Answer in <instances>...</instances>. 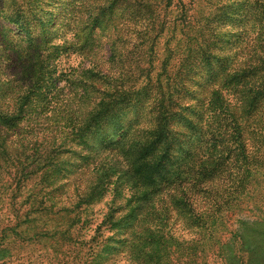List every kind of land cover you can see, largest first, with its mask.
I'll list each match as a JSON object with an SVG mask.
<instances>
[{
    "label": "rangeland",
    "instance_id": "374dc122",
    "mask_svg": "<svg viewBox=\"0 0 264 264\" xmlns=\"http://www.w3.org/2000/svg\"><path fill=\"white\" fill-rule=\"evenodd\" d=\"M96 5L97 0H0L1 115L40 117L34 126H28L29 132H13L5 127L0 130V157H10L16 164L0 166L1 179L27 183L16 198V184L0 187V264H156L155 258L144 256L157 241L172 242L170 261L175 264H189L188 251L196 242L205 247L215 244L214 249H220L215 262L225 255L232 263L235 254V263L244 260L245 264H264V151L255 146L260 166L258 179H251L248 188H241L245 191L238 189L249 179L226 176L201 182L199 175L189 177V167L183 163L189 159L197 136L190 129L191 121L185 122L183 128L181 120L188 116L196 121L199 97L221 77L223 67L231 65L237 51L232 44L248 26L243 8L233 6L225 11L221 33L210 46L212 60L202 63L197 57L190 65L185 79L186 97L171 125L182 138L174 140L170 155L166 145L162 147L161 156L149 167L140 165L143 162L133 141L137 128L152 127L155 121L147 112V103L136 110L137 101L143 96L147 71L162 69L169 60L172 62V57L185 55V42L175 51H160L158 38L151 51L141 46L139 31L130 30L131 26L139 28L141 20L128 14L126 3L113 0L100 15L96 14ZM263 23L264 16L256 21L257 27L249 35H260L261 50L264 31L259 29ZM180 39L185 41L177 35L168 47L173 49ZM96 72L112 75L116 78L112 82L119 85L106 101L109 105L100 109L94 107L91 97L86 101L88 89L66 109L83 121L77 133L53 129L54 120L40 114L52 95L61 87L81 90L80 84L87 86ZM165 81L163 77L164 84ZM109 88L113 91L112 85ZM117 93L124 94V98ZM120 140L127 142L119 143ZM119 157L126 175L123 179L129 180L139 170L146 176L134 197L128 192L126 196L115 195L97 178V174L109 175L110 161ZM66 182L68 192L60 196L57 190ZM179 183H184L183 187ZM75 187L87 189V194L78 196ZM184 187L197 204L195 210L210 214L204 216L208 221L206 235L191 229L188 219L178 215L176 204L173 203L176 208L171 206L170 191L190 199ZM222 198L233 201L219 211L215 201ZM154 202L168 219L167 228L173 237L158 226V232L148 229L151 218L144 214ZM71 206L73 211L65 210ZM145 242H149L148 246ZM196 261L205 260L199 256Z\"/></svg>",
    "mask_w": 264,
    "mask_h": 264
},
{
    "label": "trees",
    "instance_id": "16d2710c",
    "mask_svg": "<svg viewBox=\"0 0 264 264\" xmlns=\"http://www.w3.org/2000/svg\"><path fill=\"white\" fill-rule=\"evenodd\" d=\"M112 1L97 0L96 14L104 13ZM120 1L126 3L130 16L139 17L141 20L139 28L130 27L131 31H139L142 39L141 46L149 47L151 51L155 50L154 40L159 38L161 40L159 42L160 51H165L166 49V51L172 52L185 42V55L182 57L176 55V58L172 57L173 63L169 60L168 63L162 66V69L147 71V76L144 79L145 86L143 85V96L137 101L138 107L136 110L142 108L143 102L147 103V112L155 121L152 127L137 128L135 140L133 137L130 138L134 140L133 144L138 147L137 151L138 155H140L138 158H141L140 161L143 162L140 165L149 167L154 160H157L158 156H161L159 150L162 147L166 145V152L170 155L171 149L175 144L174 140L182 138L176 134V130L172 129L171 125L174 117L177 116H175L176 112L179 113L181 111L182 102L186 97L187 84L185 79L191 70L190 65L197 57L201 59L202 63L207 59L212 60V49H210V46L212 41L221 33V19L225 11L233 6L243 8L242 14L248 22V26L241 31L242 35L237 36L239 40L237 42L234 41L232 44L237 51L231 61V65L224 66L221 77L211 85H208L205 88V94L199 97L200 106L196 121H193L192 117L186 116V119L181 120V126L185 128L183 126L184 123L190 120V129L197 136L193 139V147L188 153L189 159L183 160V163H186L185 165L189 167L186 170L190 172L189 177L192 178L199 175L201 182L209 179H222V177L224 179L226 176L228 179H249L245 183H239L241 187H239L238 191H245L243 187L248 188L251 184V179H258L257 173L260 166L258 158L255 156V149L259 146L264 151V54L262 52L264 49L261 50L259 48L260 35L258 33L255 38L249 37L250 31H254L257 27L256 21L260 22L264 16V0ZM262 25H260V32L264 31V28H261ZM154 35L155 37L152 41ZM177 35L185 38V41L180 39L178 44H174L173 49L169 48L168 44ZM241 42H243L242 45H240ZM170 56L171 54H168L167 57L170 59ZM95 76L87 86L85 83L82 84L83 86L80 84L81 90H78L75 86L58 88L52 95V100L40 112L42 118H47L50 121L54 120L53 129H59L62 132L69 130L72 134H76L77 130L81 128V122L83 121L78 120L66 111L74 102L73 99L76 97L81 99L85 93H88L89 89V96H86L85 100L87 101L91 97L94 107L96 105L102 109L109 105L106 101L110 100L111 96H114V90L118 91L119 85L112 82L116 79L112 75L107 76L105 72H96ZM163 77L166 79L165 84ZM26 79L30 83L33 81L31 77ZM26 79L24 80L26 81ZM104 84L108 87H104ZM109 85L113 86V91L110 90ZM124 96V94H119V98H124ZM1 114H3L2 111H0V130L5 127L13 132L18 130L29 132L28 126H34V123L40 118L38 114H32L30 117L19 114L5 116ZM15 116L18 118L15 119ZM188 126L190 125L188 124ZM161 132L160 137L159 134ZM123 141L120 140L119 143H123ZM1 147H3V144H1ZM0 154L2 155V153ZM122 161L121 157L111 160L112 164H110V169L108 170L109 175L100 177L97 174V178L103 180L100 184L105 189L108 186L111 187L115 195L124 194L126 196V192H128V195L132 194L134 197L136 190L140 187L139 182L143 181L142 179H145L146 176L144 173H139V170L138 173L132 174L129 180L123 179L126 175L123 171ZM2 165L6 168L16 166L10 160V157L5 159L0 157V166ZM8 183L11 187L16 184L13 188L14 198L22 194L24 186L27 185L25 181L11 183V181L0 177L1 188ZM95 184L97 183L95 182ZM68 185L69 183L66 182L59 187L60 189L57 191H59L60 196L68 192ZM183 185L184 183H179L180 187H183ZM202 186L199 184V187ZM182 190L190 198L188 189L184 187ZM82 192L87 194V189L75 187V194L82 196ZM137 194V196H141V193ZM170 194H173V198L170 199L171 206L176 208L173 203L176 204L180 211V213L179 211L177 212L178 215L188 219L191 229H196L200 233L203 232L204 235L208 234L206 232L208 221L207 217L204 216L209 213L207 211L202 212V214L200 213L201 211L197 212L195 210L197 204H194L191 198H179L174 191H170ZM236 198H238V201L242 200L239 199L240 197ZM80 199L82 198L80 197ZM232 201V198H222V201H215L219 203L216 208L219 211H224L222 205H227L228 207L232 204ZM72 206L65 207V210L73 211ZM151 208L150 211H146L144 214L146 217L151 218L148 229L158 232L159 227L164 234L167 233L170 237H173V233L167 228L168 219H165V216L158 211L159 206L154 202ZM178 215L177 220L180 219ZM148 244L149 242L147 246ZM172 245L171 241L170 243L169 241H157L155 245H151L147 249L144 258L153 257L156 264H175L170 261L173 255ZM214 245L211 244L208 245L209 247H205V245L200 243L197 245L196 242L188 251L189 264H245L244 260L235 263L234 259L237 256L234 253L232 263H229L228 259L224 258L226 257L225 255H222L221 260L213 261L216 260L217 254L221 253L220 249L219 251L214 249ZM244 245L246 246L245 243ZM199 256H202L205 261L201 263L196 261ZM174 259L175 257H173ZM168 260L170 263H168Z\"/></svg>",
    "mask_w": 264,
    "mask_h": 264
}]
</instances>
